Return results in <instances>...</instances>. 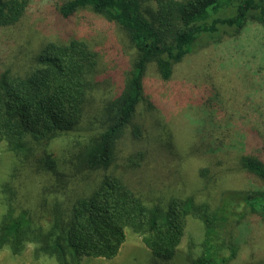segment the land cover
Instances as JSON below:
<instances>
[{"label":"rangeland","instance_id":"obj_1","mask_svg":"<svg viewBox=\"0 0 264 264\" xmlns=\"http://www.w3.org/2000/svg\"><path fill=\"white\" fill-rule=\"evenodd\" d=\"M63 2L29 0L15 24L0 28V72L8 70L14 77H28L39 67L37 56L49 43L82 40L96 55L94 67L85 76L83 114L74 129L46 144L31 143L36 159L43 148L57 159V173L40 168L32 156L27 161L19 159L0 142V225L8 211L16 215L25 209L46 226L50 208H68L78 195L96 187L104 171L85 170L78 164L80 153L103 130L106 111L129 78L137 56L126 31L117 23L89 7L63 19L57 14ZM141 6L153 11L155 2L141 0ZM142 85L136 121L143 124L146 137L161 135L180 153L174 157L179 161L162 163L157 186L169 184V177L183 169L188 187H193L202 179L201 172L203 180L196 187H179L193 194L195 204L227 209L228 221L217 230L218 240H222L220 255L229 257L233 247L235 255L229 264H264V220L237 198L247 189L264 188L262 181L237 162L248 154L264 160V32L260 24L249 21L237 33L220 31L199 39L190 53L173 64L167 79L149 64ZM143 147L141 140L125 134L117 143V158L106 172L117 174L147 200V191L138 186L142 178L153 175L151 170L147 172L146 158L151 166L158 158L155 150L134 173L121 167H126L128 155ZM232 192L236 197L229 202ZM203 238L201 221L188 217L175 255L161 260L143 245L139 231L127 228L126 239L113 259L81 257L80 264H190L189 258L201 252ZM34 245L26 241L16 254L5 245L0 249V264H57L53 256L36 254Z\"/></svg>","mask_w":264,"mask_h":264},{"label":"trees","instance_id":"obj_2","mask_svg":"<svg viewBox=\"0 0 264 264\" xmlns=\"http://www.w3.org/2000/svg\"><path fill=\"white\" fill-rule=\"evenodd\" d=\"M57 14L68 19L84 7L114 21L127 33L137 56L125 81L105 115L103 130L90 139L80 153L79 165L87 171H104L99 183L78 195L68 208H50L46 226L36 222L25 210L8 211L0 225V249L8 245L19 253L26 241L33 242L36 254L53 256L57 264H80L81 257L113 259L126 239V229L139 231L141 242L161 260L173 258L184 235L188 217L199 219L204 228L202 249L189 258L190 264H229L231 255H220L222 240L218 229L228 221L227 209L195 204L183 169L169 177V184L158 187L162 163L177 159L175 144L161 135L146 137L142 123L136 121L143 99L142 78L153 63L162 79L169 78L174 63L190 53L203 37L218 32H239L249 21L260 24L264 32V0H154L155 9L141 6V0H63ZM29 0H0V28L15 24L24 14ZM148 15V16H147ZM37 67L28 77L0 72V142L12 154L27 161L34 157L31 143L46 144L67 134L83 114L86 73L96 63L87 44L71 39L66 44L49 43L37 56ZM126 135L143 142V150L125 158L123 170L134 173L145 156L154 151L158 158H146L153 175L140 180L144 198L114 172H106L116 160L117 143ZM163 155V156H160ZM40 168L58 172V161L45 148L36 159ZM239 167L264 183V160L243 155ZM147 173V174H151ZM146 174V175H147ZM172 184L176 186L173 189ZM180 186V187H179ZM228 201L236 196L233 192ZM250 212L264 220V188H251L237 196ZM227 201V202H228ZM215 240L219 241L215 243Z\"/></svg>","mask_w":264,"mask_h":264}]
</instances>
